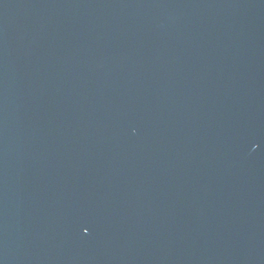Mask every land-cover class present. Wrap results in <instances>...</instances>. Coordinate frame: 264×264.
Returning a JSON list of instances; mask_svg holds the SVG:
<instances>
[{"label":"water","instance_id":"water-1","mask_svg":"<svg viewBox=\"0 0 264 264\" xmlns=\"http://www.w3.org/2000/svg\"><path fill=\"white\" fill-rule=\"evenodd\" d=\"M0 264H264V0H0Z\"/></svg>","mask_w":264,"mask_h":264}]
</instances>
